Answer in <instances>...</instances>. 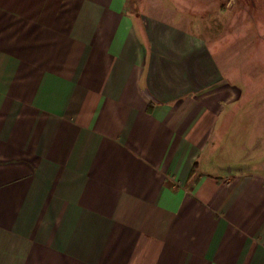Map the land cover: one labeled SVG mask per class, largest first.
Wrapping results in <instances>:
<instances>
[{
	"label": "crops",
	"instance_id": "1",
	"mask_svg": "<svg viewBox=\"0 0 264 264\" xmlns=\"http://www.w3.org/2000/svg\"><path fill=\"white\" fill-rule=\"evenodd\" d=\"M226 2L0 0V264H264V11Z\"/></svg>",
	"mask_w": 264,
	"mask_h": 264
},
{
	"label": "rangeland",
	"instance_id": "2",
	"mask_svg": "<svg viewBox=\"0 0 264 264\" xmlns=\"http://www.w3.org/2000/svg\"><path fill=\"white\" fill-rule=\"evenodd\" d=\"M245 1H250V5H255L256 8L264 11V0ZM221 4H227L226 0H129L127 10L133 16L143 15L152 20L167 19L190 28L193 22H198L199 18L207 17L208 7L212 11ZM250 135L251 133L249 137ZM218 154L222 156V151ZM219 163L223 165L222 162ZM231 165L233 167L234 164Z\"/></svg>",
	"mask_w": 264,
	"mask_h": 264
}]
</instances>
